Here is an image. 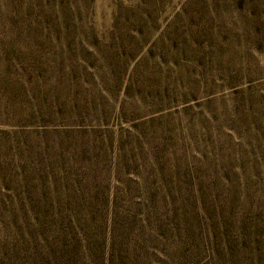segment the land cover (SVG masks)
<instances>
[{
  "label": "rangeland",
  "instance_id": "1",
  "mask_svg": "<svg viewBox=\"0 0 264 264\" xmlns=\"http://www.w3.org/2000/svg\"><path fill=\"white\" fill-rule=\"evenodd\" d=\"M0 264H264V0H0Z\"/></svg>",
  "mask_w": 264,
  "mask_h": 264
}]
</instances>
